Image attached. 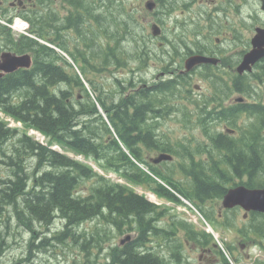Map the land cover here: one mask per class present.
<instances>
[{
	"label": "trees",
	"instance_id": "1",
	"mask_svg": "<svg viewBox=\"0 0 264 264\" xmlns=\"http://www.w3.org/2000/svg\"><path fill=\"white\" fill-rule=\"evenodd\" d=\"M44 1L38 0L37 9L33 15L23 16L29 22L31 33L44 42H51L50 38L53 35L55 42L60 43L61 33L64 30L71 27L76 28L77 32L86 35L85 42H88L84 49L79 51L80 58L83 59L82 66H92V62L95 61L100 64L101 69H106V67L108 69L111 66L109 61L114 59L112 50L118 47H120L119 50H124V42L132 43V45L134 43L132 49H135L134 53L137 52L135 55L132 54L134 57H131L139 63L143 62L140 59L141 51L151 58L150 53L152 52L147 48L143 38L136 40L131 34L132 31L137 32V29L143 32L146 28V24L138 19L146 15L144 10L142 13L136 9V13H134L118 0H94L91 6H88L89 3L86 0L85 2L78 0L75 9L76 11L80 10V13L73 14L65 21H59L55 14L48 15ZM154 1L156 5L162 7L161 14L164 15V18H170L179 7L178 0ZM185 5L187 3L182 2V8H186ZM93 7H97L100 14L94 15ZM106 13L108 14L106 15ZM140 13L143 15L140 16ZM85 17L92 20V27L99 23L100 35L97 36L101 39L110 38L114 47L110 43L106 47L100 44V49L97 51V47H94V32L91 33L89 29L81 28ZM81 18L82 20H80ZM98 18H100L99 21ZM192 31L196 38L202 34V28L198 24ZM174 38L169 40L174 52L184 46V51L191 54L189 51L192 49H188L185 39L176 37L174 40ZM23 41H26L28 49L24 48ZM196 46L199 48L201 43ZM21 50L33 53V67L0 80V110L14 121L20 122L26 129L39 132L52 144L43 145L27 135L26 132L10 129L0 122V163L6 172L4 178L0 177V218L1 211L4 209V212L9 213L6 221L12 216L16 220L14 228L16 227V231L19 233L18 237L21 238L22 234H26V238L30 239L31 236L28 244L30 253L32 250L39 253L57 249L63 254L64 248L72 247L68 244L70 243L77 246L87 256H104V251L108 250L106 253L107 262L103 264H166V259L161 260L150 255H142L137 252V247H142L151 238V244L160 243L168 253L173 250L172 242L177 244L180 242L179 229L187 231L193 228L183 220L175 219L165 225L167 212L157 205L128 187L97 174L92 168L63 152L51 149V146L57 145L62 150L94 160L102 164L108 171L118 174L127 181L143 186L170 202L183 205L171 190L166 189L151 177L152 173L165 181L173 191L188 200L204 219L209 221L208 213L205 214L201 202L218 196L221 191L214 179L211 180L213 176L204 173V168H212L216 159L210 158V162H212L210 166L197 165L193 161L188 164L186 161L184 165H179V173L183 176L180 179L174 178L171 172L164 174L157 166H149L143 158L144 151L169 153V144H177L180 147L179 152L187 154L188 149L183 150L185 149L184 142L175 141L173 143L172 140L161 137L156 132V127L153 129L144 124L146 112L155 115V107L152 106L153 102L150 99L156 98L157 101L154 103L168 111L167 114L166 112L158 113L159 116L164 115L162 119H166L170 111L173 110L165 107L167 101L164 97H152L153 93L169 96V93H175V89L188 85L186 77L180 76L176 83L172 80V84L168 86L165 81L156 85L152 90L144 89L125 97H123V92L126 88L120 85L117 91L120 99L118 100L114 95V102L110 105L103 101L104 95L101 94L102 98H98L96 101L107 113L109 122L107 124L100 116L96 103L90 99L83 79L71 66L60 59H54L52 49L37 41L22 37ZM166 53L172 57V53L168 51ZM119 59L123 61L117 56V60ZM81 71L84 72L82 69ZM261 80L264 83L263 75ZM89 83L93 84V82ZM233 83L236 87V79L233 80ZM248 88H253L252 84ZM241 109L238 104L228 108L229 113L226 114L228 118L226 116L225 121L229 127L236 126ZM250 110L252 111L253 107ZM255 111L254 113H257L254 119L256 127L263 134L264 104L263 107H255ZM186 113V111L180 112V114ZM221 115L225 114L207 112L198 118L197 121L204 123L205 126L199 130L209 142L208 146L211 149L209 151L228 153L222 145L229 142V146L225 147H229L231 153L237 154L234 149L237 142L234 143L229 139L231 137H226L222 133L216 132L215 128L210 129L207 125L212 119L218 121L217 118ZM256 127H253L251 136L258 132ZM119 142L126 151L122 149ZM259 142H262L260 148L264 152L263 136ZM9 145L10 148H8ZM258 150L261 152L260 149ZM247 161L245 160V162ZM139 164H146L150 175L142 170ZM181 169L188 173L182 172ZM191 169H199V173L190 172ZM215 169H222V166L219 165ZM130 217L137 218V223L142 226L145 225L144 219L150 218L153 222L152 225L150 226L151 223L147 220L146 226L143 227L149 228L148 233H143L137 226L120 227L117 232L136 233L133 240L123 246H119L117 243L111 244V241L114 240L113 235L108 240L101 238L100 234H105L117 219L126 220ZM92 219L96 226L91 227V223H88ZM54 222L60 224L63 231L56 233L53 231L44 243L35 244L34 239L39 236V233L32 224L36 223L40 227L46 228L51 227ZM99 225L101 229H99ZM87 226L90 228L88 229ZM43 227H41L42 230H44ZM96 228L98 230H94ZM8 229L11 228L8 227L7 222L0 223V258L12 247L11 244L5 243L11 239L12 229L9 234ZM73 230H78L81 233L74 235ZM198 234L202 236L204 246H210L214 241L210 234H205L202 231H199ZM166 235H168L167 238H162ZM14 239L16 241L17 236L14 235ZM220 255L218 264H230L222 253ZM34 259L30 261V264L34 262ZM14 264L20 263L15 262Z\"/></svg>",
	"mask_w": 264,
	"mask_h": 264
},
{
	"label": "flooded vegetation",
	"instance_id": "2",
	"mask_svg": "<svg viewBox=\"0 0 264 264\" xmlns=\"http://www.w3.org/2000/svg\"><path fill=\"white\" fill-rule=\"evenodd\" d=\"M58 1L62 0H46V10L48 11V15L54 14L55 11L59 16V20L65 21L69 18V14H67L66 17H62L63 14H61L59 10L52 8L53 4L58 6ZM214 1H216L217 4L215 8L217 9V12H207V16L216 17L213 21L207 20V27L210 34H215L221 27L220 25H218V27L214 26L215 22L220 23L221 21L219 14L221 12L219 9H222L223 12H225L226 24H229L230 26L233 21H230L227 17L228 11L234 12L240 18L239 28L232 29V31L236 34L232 36V44L235 43L237 46L239 44L244 45L247 47V50L241 51V56L235 62L234 60L229 62L228 57L224 56V51H219L224 49V47L219 44V38H214L213 42L215 43L213 46L204 47L201 45L203 46L202 49L196 53L217 59L218 61L215 64H203L189 73H183V62L187 57V53L185 51L179 57H165V63L169 61L165 66L159 67L155 64L147 65L159 67L163 72L159 75L169 77L166 82L173 80L176 83L180 76L186 77L188 85L184 88L175 89V92L177 91L179 94L181 105L188 106L189 108V110L186 111V114L178 113V115L183 118V121L187 126L197 125L198 128L205 127L204 123L199 122V120L197 121V119L204 116L207 112H215L216 114L219 112H228V108L234 104H238L240 108H242L240 110L236 126L229 127L226 124L227 121H225V119L227 115L219 116L220 119L217 118L218 121L214 123H207L210 129L215 128L216 132H220L226 137H231L229 139L233 140V142H238V147L242 150L234 148L237 154L229 152H211L209 151L211 150L208 146L209 144L204 141L205 147L203 152L195 153L189 148L187 154L184 155L180 152V156L188 161V164L193 161L195 164L203 166H210L212 164V162H210V158H213L212 160L216 158H223V160H226L221 164L222 169L215 170L216 174H212V171L209 168H204L206 169L204 172L205 174L213 176L211 180L214 179L221 193L219 195L217 194L218 196L201 202V206L203 207L205 214L208 213V218L210 219L209 222L214 225L213 228H216L218 231L220 230L222 235L226 237V246H228L229 234H233V242L235 243V246H228L231 248L229 249V253L227 255L228 261H232L237 264H264V212L246 211L239 205L225 208L222 204L224 197L232 189L243 187L249 190H264V152H256L260 148L259 140L262 136L264 138V133L262 134L261 131L257 129L255 120L248 118L250 115L245 113V106L248 105V107H255L257 106V103L258 105L260 104V99H255L254 97L258 94V90L262 88L264 83L258 84L257 82H251L253 88L246 89L233 87L234 79H249L251 77L258 78L262 75V71H264L262 70L264 67L263 58L252 67L251 72L242 74H238L236 72L238 64L251 48V39L255 34L256 29H264V21H259L260 17H264V0H220V2L219 0H207L210 4ZM37 2L38 0H0V64L3 62V56L5 54L14 57L27 53L33 56L31 51L27 52L24 50L22 52L20 34L11 29L10 26L9 28L7 24L9 25L15 18H19L20 16L33 15L37 9ZM250 2V9L245 14L247 15L246 18L248 21L245 22L243 7L246 3ZM62 5L67 8L66 3L62 2ZM256 5L260 6L261 15L255 11ZM242 24L248 29V35L246 37L241 36L242 33L240 32V27ZM69 30L74 31V27H71ZM225 38L228 39V37ZM166 52H164V56L169 55ZM189 52L195 53L192 50ZM178 54H180L179 51ZM21 71L26 70H18L13 73L4 74L2 79L11 75H16ZM196 76H199L209 82L208 94H205V92H203V90L197 85L193 88L189 87L193 78ZM212 78L220 80L221 87H216ZM157 79L158 77L156 80ZM162 82H165V80H157L153 84L158 85ZM141 87L147 90L150 89L144 85ZM134 91L138 92V90ZM234 94L238 97H230ZM261 103L264 104V101L261 100ZM181 111L184 110H180V112ZM159 120V118H152L149 120L147 113L144 117V122L146 124L150 121L154 123ZM252 125L253 127H256L258 132L251 136L253 133ZM211 126L213 127L211 128ZM247 126H251L252 130H247ZM220 129L221 131H219ZM223 145L225 147L226 143ZM238 151L240 152L238 153ZM171 157L173 160L174 157ZM172 160L171 162H173ZM245 160L248 161L245 162ZM198 170L199 169H191L190 172L196 173ZM181 171L188 173L184 169H181ZM93 226H96V224H91V227ZM191 227L193 229L178 232V238L180 241L179 244L175 242L171 243L172 248L177 249L181 254L182 264H185V262L190 264L194 253L197 254V261H199V264H202V261H204L205 264H218L221 252L218 247H216V243L213 241L210 246H204L202 236L198 234L199 231L208 235L209 233L202 229L195 228L194 226ZM130 234L131 236H135L136 233L130 232ZM180 234L183 236L180 237ZM186 247H189L188 254L186 255L187 258H185ZM253 249H257L258 253L252 252Z\"/></svg>",
	"mask_w": 264,
	"mask_h": 264
},
{
	"label": "rangeland",
	"instance_id": "3",
	"mask_svg": "<svg viewBox=\"0 0 264 264\" xmlns=\"http://www.w3.org/2000/svg\"><path fill=\"white\" fill-rule=\"evenodd\" d=\"M74 1L76 4L78 0H74ZM86 1L87 3H89L88 6H91L94 0H86ZM118 1L123 2L129 8V10H132L134 13H136V9H138L141 12L143 10L145 11L144 3L147 0H118ZM58 2H59L58 6H55L53 4L52 8L59 10L60 13L63 14L62 17H66V15L70 13V10H68L65 6L62 5L63 1H58ZM178 2H179V7L172 13L170 18L169 17L164 18L162 16L161 14L162 7L159 5H157L154 12L148 13V14L145 12L146 14L145 16L138 18L141 20L142 23L146 24V28L143 30V32L137 29V32L132 31L131 34L136 40L143 38L144 42L147 45V48L149 49L150 52H152L150 53L151 54L150 56L152 57L148 58L145 55V53L141 51L140 54H142V57H140V59H142L143 62L139 63L134 58H132L137 52V51L135 53L133 52L135 50V49H132L134 43L132 45V43L124 42L123 43L125 46L124 50H119L120 47L112 50V53L114 54V59H113L114 65L113 66L111 65L109 67L110 70H108L107 67L106 69H101L100 64L95 61L92 62L93 64L92 66H89V65L82 66L83 59L80 58L79 51L77 50L84 49L85 44L88 43V42H85L86 35L80 32H74L73 34H71L70 33L71 30H64L61 33L62 36H61L60 43L62 44V46H64V48L60 47L59 42H55V40L52 41L53 43L52 45H54L55 48H58L59 50L61 49V51L66 57L62 53H59V52L57 53L55 51H53L54 52L53 57L54 59L62 60V62H65L66 64L71 66V68H73V70L79 74V76L84 81V86L86 90L88 91V94L92 101L96 103V100L98 98L99 99L102 98L103 94L101 95V92H104L106 94H104L103 96V101H105L107 105H110V104H113L114 98H115L114 94H116L117 89H119V82L117 81L116 78H118L119 80L122 79L124 83L127 81L128 84H126V90H125L126 93H128L129 89L131 90L130 92L134 90H140L141 85L151 87L153 86V83L156 82L157 80L159 81L168 80L169 77H166V76L163 77L159 75L160 73H163L159 67L165 66L169 62L168 61L165 63V57H171L170 55L164 56L163 53L168 51L172 53V56H173L176 51L177 52L179 51L180 53H184V49H185L184 46H181L175 52L172 50L169 40H172L174 37H175L174 40L176 39V37L185 39V41L187 42L188 49H194V47L197 45L196 41H198V43H201V45L205 47H211L215 43L213 42L214 38H219L220 39L219 44L224 47V56L226 57L232 56L234 59V62L241 56V51L247 50V47L244 45L239 44L237 46L235 45V43L232 44V36L236 35L235 32L232 31V29L239 28V22H240V18L234 12L232 11L227 12L228 13L227 17L229 18V20L233 21L232 25L230 26L229 24H226L225 12H223L222 9H219L221 12L219 13L221 17V21L220 23L215 22L214 26L218 27V25H220L221 27L220 29H218V31L216 30L217 32L215 34L212 35L210 34L209 29L207 27L208 23H207L206 17H207V12L209 13L217 12V9H215L217 6L216 1H214L211 4L208 3L207 0H178ZM182 2H189L190 6H187L186 8H182L181 6ZM249 5H251V2L246 3L243 7V14L245 17V22L248 21V19L246 18L247 15L245 14L250 9ZM87 8L89 9V7ZM93 9L97 10V11H94L97 14L100 13L97 7H93ZM255 11L256 13L261 15L260 13L261 10H260L259 5H256ZM142 13H140V16L143 15ZM107 14L108 13H106V15ZM55 15L57 16L59 20V16L57 14ZM84 20L85 21H83L82 23L84 26L81 28L82 29L85 28L86 30L89 29L91 33L94 32V37H95L94 46L95 47H98V46L100 47V44L104 45L103 47H106L108 43H110V45L114 47V44L110 38L101 39L99 36H97V35H100L98 22H97L98 24H95V26L92 27L89 21L90 18L87 19V17H85ZM99 20L100 18H98V21ZM260 20L264 21V17H260L259 21ZM59 21H62V20H59ZM151 23L152 24L157 23L159 27L161 28L162 31H161V36L159 38L151 37L150 35ZM196 24H198L202 28V34L197 38L194 32L192 31ZM247 30L248 29L244 27L242 24L240 27V32L242 33L241 36L246 37L248 35ZM53 37L54 36L52 35L51 38ZM225 37H228V39H226ZM23 46L25 49L29 48L27 47L26 41H23ZM133 53L134 55H132ZM153 54H156L158 57L155 58ZM81 56L84 57V55L82 54ZM117 56L123 59V61H120V59L117 60ZM147 64H155L159 67H156L153 65H147ZM81 69L84 70L83 73ZM68 71H70V69H68ZM157 77L158 79L156 80ZM89 82H93V84H90ZM195 85L199 86L203 90V92H205V94H208L209 82L205 81V79L200 78L199 76H196L195 78H193L189 87L193 88ZM175 93H172V94L169 93V96H166V95L161 96L162 94H157V93H153L152 95V97L154 96L164 97L165 100L167 101L166 102L167 104L165 105V107L168 109H173L172 111H170V114L166 117V119L161 120L160 124L156 127V132L159 133L161 137L168 139V140H172L173 143L175 141H180V142L182 141L184 142V145H185V143H187L188 141H192L195 145H198L201 148L197 149V147L194 146V148H190V149L195 153L203 152V149L205 147L204 141L207 143L209 142L206 138H203V134L201 130H199L197 125L187 126L184 123L183 118H181V116L178 115V113H180V110L187 111L189 110V108L188 106L181 105L179 94L177 91ZM180 93H181V90H180ZM230 97L236 98L238 96L234 94V95H231ZM256 98L260 99V102L261 100L264 101V85L262 86L261 89L258 90V94L256 95ZM117 99L119 100L120 97H117ZM97 106L101 107V105L98 103H97ZM98 112L100 116L103 118V120L108 124L109 122H108L107 113H105L103 109L101 112L100 111ZM6 122L8 123L9 127H14V128L16 127L15 123L13 124L10 121H6ZM109 127L111 128L110 124H109ZM19 129L24 130L25 132L27 131V129L22 128V126L19 127ZM207 131H210V130L207 129ZM28 134L33 139L38 140L42 142L43 144H47V143L52 144L48 139L44 138L37 132L30 131L28 132ZM158 140L160 141L159 136H158ZM261 143L259 142L260 146H261ZM54 147H58V146H54ZM8 148H10V145L8 146ZM169 148H170L169 154L174 157L172 160L173 162H165L166 164H162V163L158 164L157 168L164 174H169V172H171L174 178L178 177L181 179L183 176L182 174L179 173V165L180 164L184 165L186 163V160L180 156L181 155V153L179 152L180 147L177 146V144L176 145L169 144ZM239 149L242 150L241 148ZM259 149L261 151V148ZM57 150L62 151L64 154L70 156L71 158H74L80 163L92 168L93 171H95L97 174L101 176H104L106 179H109L112 182L124 185L128 187L130 190L135 191L137 194L143 195L144 197H146V199L150 200V202L155 203L160 209L167 212L165 225L167 222H170L171 220L175 219V220H183L184 222H186L187 224H190L191 226H194L195 228L206 230L207 227H206L204 220L202 219V216H200V212L198 213L194 208L192 209L188 206L185 207L181 204H176L166 199H163L157 195H154L149 190H147L145 187L133 184L127 181L126 179L122 178L118 174L108 171L106 168L103 167L102 164L95 162L94 160L75 155L74 153L70 151L62 150L60 147L57 148ZM256 152H259V150H257ZM157 155H158L157 152H146V151L143 152V158L145 159L146 163L152 167H155V166L150 162V158H155L157 157ZM139 167L142 170H145V168L146 169L148 168L146 164H143V165L139 164ZM5 174H6L5 169L2 166H0V177L4 178ZM159 179L162 183L168 186L165 181H163L161 178ZM188 203L190 204V202ZM4 211H5L4 209L1 211L2 216L0 218V223L6 222L7 217L9 215V213L4 212ZM172 216H175V217H172ZM206 223L213 229V231L215 232L214 235L217 237V240L221 244V247L223 248L225 253L228 255L229 249H231L228 246H232V247L233 245L235 246V243L233 242V234H229L228 246H226L227 245L226 240H225L226 237L222 235L221 231L220 230L218 231L216 228L214 229L213 228L214 225L212 223L207 222V221ZM14 225L15 224L13 223L12 228H11L12 233L10 236L11 237L10 241H5L6 244L8 245L11 244L12 247L2 257L1 264H14L15 262H18L20 264H30V261L33 258H35L33 260L35 263L32 262L33 264H39V262L42 264H62V258L64 259L63 256L61 257L59 256V258H52L51 260V259H48L47 256L45 255L38 254L36 250H32L30 253L28 251V244L31 238L26 239L27 241L26 243L24 241L25 238L23 239V238L18 237L19 233L16 231L17 230L16 227L14 228ZM32 225L34 229L42 230L41 227L43 226L40 227L39 224H36V223ZM87 228L89 229L90 227L87 226ZM43 229L47 230V228L45 227H43ZM178 232H183V230L179 229ZM127 233L128 232L121 233V232L116 231L112 237L114 240L111 241V244L118 243L119 240H122ZM8 234H9V229H8ZM14 235L17 236L16 241L14 239ZM182 236L183 235L180 234V237ZM33 237H34V234H33ZM36 240L34 239L35 244H37L38 242ZM14 242L16 243L14 244ZM188 248L189 247H186L185 249V258H187L186 255L188 254ZM252 252L258 253V250L253 249ZM165 255L168 256V253L165 252ZM71 256L72 255H68L67 259L70 260ZM165 259H166L165 263L170 264L169 263L170 257H166ZM104 262H107V258L101 255L98 257L96 261H94L93 264H103ZM198 262L199 261H197V254L194 253L192 255V261L190 264H199ZM233 263L237 264L235 262ZM185 264L187 263L185 262ZM202 264H205V262L202 261Z\"/></svg>",
	"mask_w": 264,
	"mask_h": 264
},
{
	"label": "bare ground",
	"instance_id": "4",
	"mask_svg": "<svg viewBox=\"0 0 264 264\" xmlns=\"http://www.w3.org/2000/svg\"><path fill=\"white\" fill-rule=\"evenodd\" d=\"M185 6H187V5H185ZM94 10V9H93ZM93 10H92V12H93ZM94 11H97V10H94ZM100 14V13H99ZM94 15H97V13L95 12L94 13ZM99 16V15H98ZM100 17V16H99ZM216 19V17H211V16H207L206 17V20H211V21H213V20H215ZM80 20H82V18L80 19ZM90 21V23L92 24V20L90 19L89 20ZM84 25L83 24H81V27H83ZM70 29V28H69ZM69 29H67V30H69ZM80 31V30H79ZM82 31V30H81ZM74 32H77V30H76V28H74V31L73 30H71L70 31V33L71 34H73ZM83 32V31H82ZM95 47V46H94ZM202 47L203 46H199V48H198V46H195L194 47V50L195 51H199V49L201 50L202 49ZM220 52H223L224 51V49H221V50H219ZM228 57V61L230 62V61H233L234 59H233V57L231 56V57H229V56H227ZM109 64L110 65H114V61H113V59L112 60H110L109 61ZM262 70H264V67H263V69ZM262 75L264 76V71H262ZM262 75H261V77H262ZM261 77H258V78H253V77H251V78H247V79H236V87H234V84H233V87L234 88H242V89H246V88H248L249 87V85L251 84V82H257L258 84H261L262 82V80H261ZM213 80H214V82H215V85H216V87L218 86V87H221V82H220V80H216L215 78H212ZM84 83V82H83ZM170 84H172V82L171 81H168V82H166V85L168 86V85H170ZM101 94H106V93H104V92H101ZM165 94H162L161 96H164ZM257 95V94H256ZM256 95H255V99H256ZM159 96V95H158ZM156 98H153V99H150V101L151 102H153V105L152 106H154L155 107V115H152L150 112H146L147 113V115H148V119L149 120H151L152 118H159L160 120L158 121V122H154V123H152L151 121L149 122V123H145L144 122V124L145 125H149V126H151L153 129L155 128V127H157L159 124H160V122H161V120H162V118H163V116H159L158 115V113H165L166 112V114L168 113V111H165V109L164 108H162L161 106H157L154 102L155 101H157V99L155 100ZM260 104L258 105V103H257V106H262L263 107V104L261 103V102H259ZM257 106H255V107H257ZM98 107V106H97ZM251 107H253V106H250V107H248V105L247 106H245V113L246 114H249L250 115V117H248V118H250V119H255V117L257 116V113H254V111H255V107H253V110L251 111L250 110V108ZM246 108H249V109H246ZM98 109V111H100L99 109H101L102 110V107H100V108H97ZM148 111V110H147ZM256 112V111H255ZM229 113V111L228 112H222V114H228ZM210 122L212 123H214V122H216V119H212V120H210ZM252 127H253V125H252ZM252 127L251 126H247V130H249V131H251L252 130ZM229 142H227L226 143V145L225 146H229V144H228ZM232 143V142H231ZM230 143V144H231ZM234 143H236V142H234ZM194 146L195 147H197V149H199V148H201L200 146H198V145H195L192 141H188L187 143H185V149H183V150H186V149H189V148H194ZM222 147L227 151V152H229V153H231L230 152V149H229V147L228 148H226V147H224L223 145H222ZM234 148H237V149H239V147H238V142L236 143V145H235V147ZM217 160H221V161H217ZM216 162H214V164H213V166H212V168H209L211 171H212V174H216L215 173V168H217V166H219V165H221L223 162H225V160H223V158H216V160H215ZM0 166H2L3 167V165L0 163ZM180 169V168H179ZM204 171H206V169H204ZM197 174L199 173V170L196 172ZM83 196H85V195H83ZM150 213V212H149ZM148 213V214H149ZM149 221L151 224H150V226L152 225V220L149 218V219H144V221H145V225H141L140 223L138 224L137 223V218H135V217H130V218H128V219H124V220H122V219H117L116 220V222L115 223H112V227H110L109 229H108V231L107 232H105V234L104 233H102V234H100L101 235V238L104 240H108L112 235H114L115 234V232L117 231V229H120V227L122 228L123 226L124 227H131V226H137L138 228H140L141 229V231L143 232V233H148V231H149V228H143L144 226H146V221ZM7 222V224H8V227H10V228H12V225H13V223L14 224H16V220L14 219V217L12 216L11 218H9L8 219V221H6ZM2 223H5V222H2ZM88 223H94V220L92 219V220H89L88 221ZM10 225V226H9ZM83 227H84V225H83ZM47 228V230H37V232L39 233V236L35 239L36 241H38L37 242V244L38 245H41L42 243H44V241H45V239H48L47 237L48 236H50V234H52V232L54 231V233H56L57 231H63V230H61V228H62V226L60 225V224H56L55 222L54 223H52V226L51 227H46ZM99 229H101L100 228V225H99ZM94 230H98V228H96V229H94ZM11 231V229H9V232ZM110 231V232H109ZM23 233V232H22ZM81 232L80 231H78V230H73V234L75 235V234H77V235H79ZM23 235V237L21 236V238H25V242H26V237H27V235L26 234H22ZM168 237V235H166V236H164V237H162V238H167ZM30 238H31V236H30ZM151 242H152V239L151 238H149L148 240H147V243H145V244H143V246L142 247H137V252H139V253H141L142 255H150V256H152V257H154V258H158V259H165L166 257H170V261H169V263L170 264H182V256H181V254L179 253V251L178 250H171V251H168V256H166L165 255V252H167V251H165V249L162 247V245L160 244V243H153V244H151ZM14 243H16V242H14ZM69 245H71L72 247L71 248H64L63 249V251H64V253L62 254V252H60V251H58L57 249H52V250H47V251H41V252H37L38 254H42V255H45V256H47V258L48 259H51L52 260V258H59V256L61 257V256H63L64 257V259L62 258V264H80L81 262V264H93L94 263V261H96L97 259H98V257L99 256H101V255H96V256H87L84 252H82L77 246H74V245H72V244H70V243H68ZM8 245V244H7ZM106 253H108V250L107 251H104V256L106 257ZM118 253V252H117ZM68 255H72L71 256V259L70 260H68L67 259V257H68ZM107 258V257H106ZM108 259V258H107ZM1 262H2V258H0V264H1ZM230 262V261H229ZM35 263V262H34ZM31 264H33V263H31ZM39 264H42V263H40L39 262ZM230 264H234L233 262H230Z\"/></svg>",
	"mask_w": 264,
	"mask_h": 264
},
{
	"label": "water",
	"instance_id": "5",
	"mask_svg": "<svg viewBox=\"0 0 264 264\" xmlns=\"http://www.w3.org/2000/svg\"><path fill=\"white\" fill-rule=\"evenodd\" d=\"M155 7L153 1H147L145 8L151 12ZM151 35L157 37L160 35V28L153 24L151 26ZM264 58V29L257 28L256 33L251 39V50L248 51L242 58L240 64L236 68L238 74L244 72H251L252 66ZM218 60L213 57L204 55H192L184 61L185 71L187 73L192 71L194 68L203 64L213 63L215 64ZM32 65V59L28 54L21 56H11L5 54L3 56V62L0 64V79L4 73L9 74L18 70L29 69ZM171 158L167 154H161L155 160L154 163L162 161H170ZM223 207L230 208L236 205L243 207L246 211H258L264 212V190H249L243 187L230 190L222 201ZM129 240L126 238L122 243Z\"/></svg>",
	"mask_w": 264,
	"mask_h": 264
}]
</instances>
